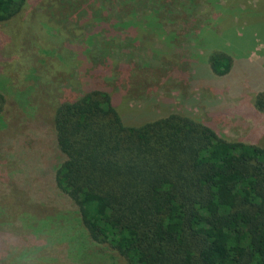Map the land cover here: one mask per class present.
<instances>
[{"label":"rangeland","instance_id":"374dc122","mask_svg":"<svg viewBox=\"0 0 264 264\" xmlns=\"http://www.w3.org/2000/svg\"><path fill=\"white\" fill-rule=\"evenodd\" d=\"M216 51L232 57L228 75L210 70ZM96 78L144 120L190 114L264 148V0H28L1 22L0 264H124L54 182L52 113Z\"/></svg>","mask_w":264,"mask_h":264},{"label":"trees","instance_id":"16d2710c","mask_svg":"<svg viewBox=\"0 0 264 264\" xmlns=\"http://www.w3.org/2000/svg\"><path fill=\"white\" fill-rule=\"evenodd\" d=\"M27 2L0 0V23ZM122 27L137 37L131 18ZM107 63L108 81L116 62ZM208 63L219 77L233 67L219 51ZM106 79L66 98L51 117L62 157L54 182L87 238L124 264H264V148L227 140L190 114L144 120L124 109ZM257 97L264 112V94ZM3 104L0 95V114Z\"/></svg>","mask_w":264,"mask_h":264}]
</instances>
